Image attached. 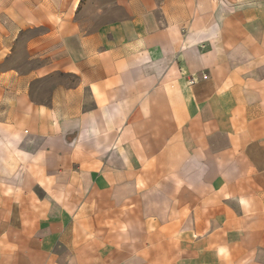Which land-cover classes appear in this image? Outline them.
Masks as SVG:
<instances>
[{
    "label": "crops",
    "instance_id": "obj_1",
    "mask_svg": "<svg viewBox=\"0 0 264 264\" xmlns=\"http://www.w3.org/2000/svg\"><path fill=\"white\" fill-rule=\"evenodd\" d=\"M0 264H264V0H0Z\"/></svg>",
    "mask_w": 264,
    "mask_h": 264
}]
</instances>
